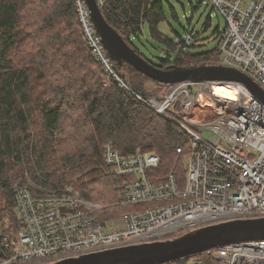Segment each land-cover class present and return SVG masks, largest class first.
<instances>
[{"label": "built area", "instance_id": "built-area-1", "mask_svg": "<svg viewBox=\"0 0 264 264\" xmlns=\"http://www.w3.org/2000/svg\"><path fill=\"white\" fill-rule=\"evenodd\" d=\"M85 38L105 69L120 85L86 0H75ZM99 7L107 0H96ZM225 19L218 34L217 63L237 68L264 88V0H211ZM188 32V31H187ZM187 33L176 44L190 46ZM220 80L173 83L151 82L150 95L135 93L145 104L179 124L191 147L184 188H178L174 170L159 183L150 179L160 156L141 151L124 156L113 141L104 146V159L117 176L118 203L148 205L126 211L122 227L115 219L101 221L103 206L82 198L73 186L36 196L27 186L15 184L16 213L21 226L2 245L8 254L0 264H49L82 254L131 244L165 240L197 228L236 218L264 217V102L244 83L224 80L235 88L236 98L214 99ZM105 86L110 79L103 80ZM208 102L201 104V96ZM212 104L213 116L193 118L195 108ZM205 133H208L205 135ZM178 152L183 147L177 148ZM105 226L110 230L106 231ZM191 255L190 264H264V239L228 243ZM175 260L160 264H175Z\"/></svg>", "mask_w": 264, "mask_h": 264}, {"label": "trees", "instance_id": "trees-1", "mask_svg": "<svg viewBox=\"0 0 264 264\" xmlns=\"http://www.w3.org/2000/svg\"><path fill=\"white\" fill-rule=\"evenodd\" d=\"M165 3L107 0L101 10L138 53L132 38L142 35L145 24L150 36L170 50L182 45L174 61L162 60L161 67L217 63V50L187 52L183 48L188 45L176 44L159 30ZM23 18L30 20L29 28ZM110 62L125 86L90 48L75 0H0V258L8 254L3 239L21 226L17 183L36 196L73 186L82 198L105 206L98 212L101 221L148 205L117 204L116 185L126 177L115 175L105 162L109 141L124 156L137 149L157 153L160 162L150 179L159 183L173 169L178 188H184L185 172L177 163L189 150L188 134L135 94L150 95L146 84L158 81L125 60ZM105 78L109 86L103 84Z\"/></svg>", "mask_w": 264, "mask_h": 264}, {"label": "water", "instance_id": "water-1", "mask_svg": "<svg viewBox=\"0 0 264 264\" xmlns=\"http://www.w3.org/2000/svg\"><path fill=\"white\" fill-rule=\"evenodd\" d=\"M86 1L105 49L118 64L125 60L151 79L163 83L184 80L240 81L264 102V88L237 68L219 64H169L161 67L151 63L107 21L96 0ZM254 239H264V217L236 218L206 225L165 240L95 251L49 264H160L198 254L218 245Z\"/></svg>", "mask_w": 264, "mask_h": 264}, {"label": "rangeland", "instance_id": "rangeland-1", "mask_svg": "<svg viewBox=\"0 0 264 264\" xmlns=\"http://www.w3.org/2000/svg\"><path fill=\"white\" fill-rule=\"evenodd\" d=\"M165 4L166 19L159 24V30L161 32L171 39L180 36L183 40H185L187 33H191L195 36L192 46H185L183 48L187 52L204 53L208 51L215 52L217 50L218 34L225 29L226 21L224 17L215 8H213L211 0H166ZM171 7L174 9L176 15L173 14ZM22 21L23 24L26 25V28H29L28 22L30 20L28 21L27 18H23ZM208 21H211L210 25H208ZM141 34L142 35L140 37L132 38L133 44L139 49L140 53H142L146 59L155 65H162V60L174 61L178 50L182 47V45H179L176 51H172L163 42L154 40V38L150 36L149 26L147 24H145ZM168 53H170V55ZM150 86L151 82L146 84L147 91H150ZM150 92L152 94V91ZM194 111L195 113L193 114V118L196 119H208L214 114L212 104L207 106L206 110H204V107L199 104ZM207 134L208 133H205V135ZM187 145L190 150V140H188ZM187 164L188 158L186 156H184L181 161L177 163L180 170L185 172V176ZM101 205L103 206V204ZM104 207L105 206H103V208ZM116 214L117 216L112 215L113 217H109L110 219H115L110 224L113 227H122V222L119 220L122 217L121 213L116 212ZM3 223L6 225V228L9 223L6 216L3 219ZM0 227L2 228L1 223ZM105 230L109 231L110 229L105 226ZM191 259V257L185 259L180 258L175 260L174 263L190 264Z\"/></svg>", "mask_w": 264, "mask_h": 264}, {"label": "bare ground", "instance_id": "bare-ground-1", "mask_svg": "<svg viewBox=\"0 0 264 264\" xmlns=\"http://www.w3.org/2000/svg\"><path fill=\"white\" fill-rule=\"evenodd\" d=\"M214 99H219L221 98H236L237 97V92L234 87L228 85L226 82L223 81H218L217 83L214 84ZM201 104H205L208 102V97L206 95L201 96L200 100Z\"/></svg>", "mask_w": 264, "mask_h": 264}]
</instances>
